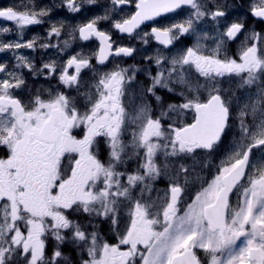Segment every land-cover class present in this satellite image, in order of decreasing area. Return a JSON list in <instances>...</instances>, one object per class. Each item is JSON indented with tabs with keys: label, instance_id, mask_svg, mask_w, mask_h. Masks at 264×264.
<instances>
[{
	"label": "snow or ice",
	"instance_id": "obj_1",
	"mask_svg": "<svg viewBox=\"0 0 264 264\" xmlns=\"http://www.w3.org/2000/svg\"><path fill=\"white\" fill-rule=\"evenodd\" d=\"M98 3L0 7V54L14 61L0 63V264H264V0H109L74 26L52 19L54 9ZM160 17L169 22L143 30ZM45 22L49 42L24 39ZM113 31L157 42L155 54L143 68L114 62L138 49ZM77 40L98 48L39 64L22 54L60 55ZM26 77L57 88L30 91ZM225 79L244 95L222 88ZM201 154L209 176L193 191L194 169L180 161ZM159 182L167 187L153 198Z\"/></svg>",
	"mask_w": 264,
	"mask_h": 264
},
{
	"label": "flooded vegetation",
	"instance_id": "obj_2",
	"mask_svg": "<svg viewBox=\"0 0 264 264\" xmlns=\"http://www.w3.org/2000/svg\"><path fill=\"white\" fill-rule=\"evenodd\" d=\"M22 2V0H0V7H6V6H10V5H19ZM59 2V3H58ZM226 2L229 5H233V6H238L240 4H245V0H226ZM35 3L38 6H51L53 4L55 5H59L61 3V0H35ZM97 9L96 11L90 16L92 17L93 15L96 14H102L103 10L105 8H109L111 7L109 0H99V3L96 5ZM118 8H122V15H126L130 14L131 12L134 11V8L131 7H124V6H117ZM89 8V7H88ZM88 8H86L85 10H83L80 14L83 15V17H85L86 12L88 10ZM239 11H242V9H240ZM54 14H59V17H52L53 20H57V19H64V14L62 12V10H60L59 8L54 9L53 11ZM52 13V14H53ZM113 18L114 19H119L120 16L116 15L115 13H113ZM177 19H181L182 16H177ZM87 21V20H85ZM158 24L156 25H150L149 27H144L142 26L144 31H149L151 26H160L162 24H166L169 22L168 17H160L158 18ZM4 26H13V22H3ZM255 23V22H253ZM108 24H102L101 28H107ZM261 28H264V25L261 26H257L256 30L260 31ZM49 30V24L47 22H45L43 25H36V26H28L25 33H24V39H30L33 36L39 35L41 38H43V42H49L47 38H45V34L46 32ZM113 39L115 41H117L121 46H132L138 49V51L136 53L133 54L132 57H127V58H123V59H119L117 58V61L114 62H119L122 66H129V65H135L139 68H143L145 66V61H144V57L148 56V55H152L153 53L155 54V49L157 48V42L155 41H150L149 44L145 45L142 44L141 41H139L138 39H129V37L127 36V34H120L116 31H113L112 33ZM5 40H11L14 39L15 37L12 35H8V36H4L2 37ZM67 38V37H64ZM51 43L56 44L59 43L60 41L57 40L56 38H51ZM194 43V38H185L182 37L181 38V44H183L184 46H191ZM207 43V42H206ZM98 44L99 42L96 40H92L89 42H85V41H79L77 40L76 43L73 44V47L70 48L68 50V52L57 55V51L55 48L52 49H48V50H37L35 53L31 52V50H23L22 54L23 55H28V56H35L37 63L39 64L41 57H43V59L45 61H47L50 57L52 59H63V60H67V58L69 57V55L71 54H75L76 51H83L85 54H87L89 51H95L98 48ZM181 44H178L177 47L181 46ZM233 46H230V48ZM161 51H163V49H161ZM230 55L232 54V52L230 51L229 53ZM7 61V63L9 65H11L12 63H14L12 56L10 53H3L0 54V63H3ZM92 63L95 65L96 61L93 60ZM108 67H111V64L108 65ZM72 69H69V73L71 72ZM107 70L105 69L103 66H100L97 68V71H104ZM91 72H88V70H84L83 71V82L87 83L91 80ZM27 81H28V87L30 91H35V90H41L43 91L44 89H48V88H53L54 86H56L57 88V81L55 79H52L50 81L45 80V79H33L31 77H26ZM138 81L140 83H144V77L140 76L138 74ZM40 86V87H39ZM221 87L224 89H227L230 93H235L237 96H242L244 95V93L240 92L237 90V82L236 81H232V80H227L225 79L222 84ZM59 90L63 91V88H60ZM133 90H135V84L133 85ZM46 95V93H45ZM188 122L191 121V114H189V116L187 117ZM228 142H226L227 145ZM102 146V141L100 142V144H98V146ZM103 147V146H102ZM2 150V148L0 149ZM255 153V150H254ZM201 156V155H200ZM215 159V158H213ZM216 163H218V160H215ZM68 162L65 161V167H67ZM193 169V168H190ZM156 193V192H154ZM159 195V193H158ZM157 196V194L153 195V198H155ZM106 232H107V237L109 239L110 243H115L116 240L113 237L112 233L110 231H108V226L107 225H102L101 226Z\"/></svg>",
	"mask_w": 264,
	"mask_h": 264
},
{
	"label": "rangeland",
	"instance_id": "obj_3",
	"mask_svg": "<svg viewBox=\"0 0 264 264\" xmlns=\"http://www.w3.org/2000/svg\"><path fill=\"white\" fill-rule=\"evenodd\" d=\"M96 9H97V6H90L88 8L86 14H85L86 15L85 17H83V15L80 14V13L79 14L68 13L66 9H60V10H62V12L64 14V19L63 20H66L69 24H72L74 26L78 22L82 23V22H86L85 20L90 19L91 18L90 16L96 11ZM52 17L53 18L54 17H59V14H54L53 13ZM53 21H55V20H53ZM152 55H154V53ZM72 71L73 70H71L70 74L72 73ZM81 75H82V78H84L83 77V72H82ZM39 79H43V78H39ZM54 89H56V86H54ZM72 94L75 95V93H72ZM100 142L98 144H100ZM102 146L99 145L98 149H99V152L101 154V158H104V156L106 154V149H105L103 141H102ZM4 155H6L5 150H0V156H4ZM202 158H203V154H201V156L200 155L197 156L195 158V160L189 158V159H185V160L180 161V163L184 164L186 167L194 169L193 174L189 176L190 187H192L193 191H195L196 190V186H198V183H199V181L197 180L198 176L200 178H204V177H208L209 176L207 170H202V164H201ZM154 187L158 190V192H156V193L153 192L152 195H154V194L158 195V193H159L160 196H163V190L167 187V184L164 183V182H159ZM19 264H23V262L21 261V263H19Z\"/></svg>",
	"mask_w": 264,
	"mask_h": 264
},
{
	"label": "trees",
	"instance_id": "obj_4",
	"mask_svg": "<svg viewBox=\"0 0 264 264\" xmlns=\"http://www.w3.org/2000/svg\"><path fill=\"white\" fill-rule=\"evenodd\" d=\"M2 150H4V149L2 148ZM49 243H50V244H53V243H54V241L51 240V237H49ZM49 251H50V249H49ZM19 263H21V261H18V262H17V264H19Z\"/></svg>",
	"mask_w": 264,
	"mask_h": 264
}]
</instances>
